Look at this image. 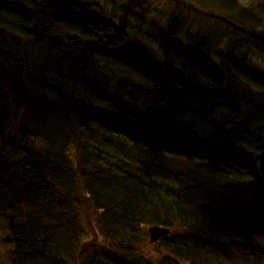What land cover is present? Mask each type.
Returning <instances> with one entry per match:
<instances>
[{
    "label": "trees",
    "instance_id": "trees-1",
    "mask_svg": "<svg viewBox=\"0 0 264 264\" xmlns=\"http://www.w3.org/2000/svg\"><path fill=\"white\" fill-rule=\"evenodd\" d=\"M84 207L104 244L83 242ZM146 225L181 229L154 260ZM0 236L9 264H264L260 17L0 1Z\"/></svg>",
    "mask_w": 264,
    "mask_h": 264
},
{
    "label": "rangeland",
    "instance_id": "rangeland-1",
    "mask_svg": "<svg viewBox=\"0 0 264 264\" xmlns=\"http://www.w3.org/2000/svg\"><path fill=\"white\" fill-rule=\"evenodd\" d=\"M238 3L241 6L250 7L254 11V13L260 17V21H262V23L264 24V0H238ZM96 217H97L96 213L91 209H83L81 213L82 223L84 227H86V231H83L84 232L83 242L87 247H91L93 245H98V244H104L103 238H101L99 234L96 233V231H94ZM143 229L145 235L144 240L146 243L143 250L144 253L146 254V257L150 259L158 258L159 256H161V254H164V251L159 245L154 246L149 244L147 227ZM153 247H155V249ZM0 264H9V258L7 255L6 248H4L1 244H0Z\"/></svg>",
    "mask_w": 264,
    "mask_h": 264
},
{
    "label": "water",
    "instance_id": "water-1",
    "mask_svg": "<svg viewBox=\"0 0 264 264\" xmlns=\"http://www.w3.org/2000/svg\"><path fill=\"white\" fill-rule=\"evenodd\" d=\"M151 241H156L158 238L165 236L168 232L159 228L150 229Z\"/></svg>",
    "mask_w": 264,
    "mask_h": 264
},
{
    "label": "bare ground",
    "instance_id": "bare-ground-1",
    "mask_svg": "<svg viewBox=\"0 0 264 264\" xmlns=\"http://www.w3.org/2000/svg\"><path fill=\"white\" fill-rule=\"evenodd\" d=\"M1 2L3 1V0H0ZM5 1V0H4Z\"/></svg>",
    "mask_w": 264,
    "mask_h": 264
}]
</instances>
